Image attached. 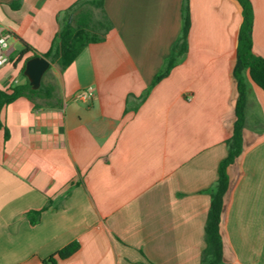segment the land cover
Segmentation results:
<instances>
[{
	"label": "crops",
	"instance_id": "obj_1",
	"mask_svg": "<svg viewBox=\"0 0 264 264\" xmlns=\"http://www.w3.org/2000/svg\"><path fill=\"white\" fill-rule=\"evenodd\" d=\"M80 1L0 0V32L12 36L0 91L29 81L27 61L51 49ZM83 1L74 13L95 0ZM251 2L254 52L264 57V0ZM185 3L104 0L106 39L65 71L51 64L62 105L38 109L22 97L3 107L0 264H43L76 241L80 250L58 264H201L210 194L237 120L243 9L189 0L187 53L157 81L182 36ZM27 45L37 54L22 55ZM245 78L223 264H264V90ZM89 88L93 97L79 100Z\"/></svg>",
	"mask_w": 264,
	"mask_h": 264
},
{
	"label": "trees",
	"instance_id": "obj_2",
	"mask_svg": "<svg viewBox=\"0 0 264 264\" xmlns=\"http://www.w3.org/2000/svg\"><path fill=\"white\" fill-rule=\"evenodd\" d=\"M189 0H186L184 8V26L182 36L172 49V54L168 59L166 68L156 80L166 77L178 60L182 58L188 50V34L191 27ZM243 9V22L239 34V44L237 50V63L234 70L238 81L239 98L236 105V123L233 136L227 141L228 155L221 162L218 169V179L211 192V205L205 225V249L202 253L201 264H223L224 261V241L221 234V221L225 208L226 196L232 187L229 176V169L233 167L243 151L244 128L246 124V106L248 96V85L245 73L249 71L252 81L264 90V57L258 56L253 47V26L254 10L251 0H238ZM85 1L78 2L72 8V16L64 26H61L53 41L51 49L43 56L51 64H58L61 71H65L91 44L101 43L113 28V23L104 9V0L89 2L82 7L79 12L74 13L77 7ZM93 9L101 10V18H94ZM29 51L37 52L30 46H25L21 51L24 55ZM51 67L44 75L41 87L34 90L28 81L24 85H18L8 92L0 91V113L4 106L25 97L34 103L35 108L58 107L62 105L59 96L58 83L54 77H49ZM46 78V79H45ZM0 126H3L0 119ZM8 133L6 130V138ZM42 211L30 214L32 223H36ZM79 242H72L48 257L43 264H58L61 260L72 257L80 250Z\"/></svg>",
	"mask_w": 264,
	"mask_h": 264
},
{
	"label": "water",
	"instance_id": "obj_3",
	"mask_svg": "<svg viewBox=\"0 0 264 264\" xmlns=\"http://www.w3.org/2000/svg\"><path fill=\"white\" fill-rule=\"evenodd\" d=\"M50 67V61L41 55L35 56L27 61L24 74L34 90L41 87L43 77Z\"/></svg>",
	"mask_w": 264,
	"mask_h": 264
},
{
	"label": "built area",
	"instance_id": "obj_4",
	"mask_svg": "<svg viewBox=\"0 0 264 264\" xmlns=\"http://www.w3.org/2000/svg\"><path fill=\"white\" fill-rule=\"evenodd\" d=\"M11 34L0 32V67L6 65L10 60ZM94 95L93 89L89 88L78 93L77 98L81 101L88 100Z\"/></svg>",
	"mask_w": 264,
	"mask_h": 264
},
{
	"label": "rangeland",
	"instance_id": "obj_5",
	"mask_svg": "<svg viewBox=\"0 0 264 264\" xmlns=\"http://www.w3.org/2000/svg\"><path fill=\"white\" fill-rule=\"evenodd\" d=\"M93 11H94V18L96 19V20H98V19H100L101 18V10L100 9H93Z\"/></svg>",
	"mask_w": 264,
	"mask_h": 264
}]
</instances>
